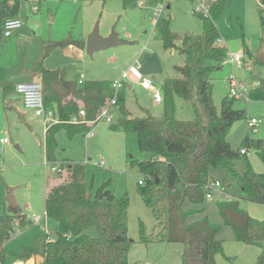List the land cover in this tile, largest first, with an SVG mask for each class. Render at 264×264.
<instances>
[{
  "label": "rangeland",
  "instance_id": "obj_1",
  "mask_svg": "<svg viewBox=\"0 0 264 264\" xmlns=\"http://www.w3.org/2000/svg\"><path fill=\"white\" fill-rule=\"evenodd\" d=\"M168 6L158 15L152 5L135 4L133 0H20L17 16L22 26L12 31L11 36H2L0 41V83L40 81L38 74L32 73L31 69L41 61L50 69L63 68L65 79L75 81L79 86L80 74H83L85 81H112L124 71L131 76L136 75L130 69L139 65L140 78H151L161 94L163 80L180 76L177 66L184 64V56L176 48L180 45L179 41L168 48L162 45V18H169L170 29L177 34L198 35L202 32L201 21L193 12L196 6L194 0H170ZM96 22L101 36L108 35L114 29L119 38L132 44L98 50L88 55L85 41ZM215 25L221 44L228 53H243L238 67L226 59L210 75L212 97L218 109L228 94V78L232 73L238 81L248 86L253 84L251 73L264 76V68L254 65L242 51L244 44L253 54L260 46L261 23L256 0H226ZM67 41L83 42L84 46H66ZM129 78L124 79V83L131 88L126 86L123 90L125 105L131 116L140 118L148 113L160 117L163 101L156 103L150 90L143 88L136 79ZM7 98L4 101L0 87V138L8 139V142L0 143V211L7 204V197L12 195L20 213L42 216L38 224L30 223L26 216L17 222L14 235L5 244L10 257L30 246L40 250L44 242L54 238L58 224L46 216L44 202L47 190L62 183L66 172H61L63 177H60L51 170V166L59 167L63 162V170L72 162L84 166L85 183L91 196L98 186L109 181L117 199L127 197V234L133 241L128 251L129 264H181V245L160 240L149 243L138 241L140 226L147 233L156 234L159 230L137 190L138 181L143 176L135 166L130 165L131 160L148 159L149 153L139 149L134 131L122 128L112 130L117 114L112 115L110 123L102 120L90 132L76 133L71 138L64 129H60L55 134V162L51 164L46 162L44 153L46 124L32 110L21 105L18 94L11 91ZM9 100L14 103L12 108L7 106ZM234 106L244 109L245 116L235 121L226 134L231 147L237 148L246 135L264 137V100H237ZM174 115L179 120H191L194 116L191 103L175 98ZM248 118L261 121L256 132L247 127ZM246 156L256 171L264 172V164L253 150L247 151ZM100 159L103 165H96L95 162ZM211 170L222 174L223 169L217 167ZM236 187L232 182L229 193L236 191ZM221 200L219 194H213L212 200H205L202 212L210 222L221 225L219 237L224 240L227 254H233V233L222 224L216 210V201ZM246 202L239 201V207L251 214H258V210L251 207L259 206H250ZM84 234L96 237L97 230L89 227ZM35 255L32 253L30 256L33 264ZM219 261L222 260L219 258ZM8 263L19 262L9 260Z\"/></svg>",
  "mask_w": 264,
  "mask_h": 264
},
{
  "label": "trees",
  "instance_id": "obj_2",
  "mask_svg": "<svg viewBox=\"0 0 264 264\" xmlns=\"http://www.w3.org/2000/svg\"><path fill=\"white\" fill-rule=\"evenodd\" d=\"M144 1L153 5L158 0ZM225 2L212 0L207 16L193 10L202 25L198 35L177 34L170 29L169 18H162V45L168 48L179 41L176 48L184 56V64L177 66L180 76L165 78L160 86L163 101L160 117L148 113L145 117H132L125 105L123 90L128 85L115 94L107 80L83 81L79 86L65 79L63 68L50 69L41 61L31 69L42 84L45 109L52 110L58 118V122L45 130V159L51 164L55 162V134L64 129L71 138L76 133L87 132L114 97L112 107L117 120L112 130L134 131L139 149L149 153L148 159L131 160L130 165L143 176L137 190L159 230L156 234L147 233L140 226L138 241L160 240L181 245V264H215V256L222 253V244L215 237L221 225L209 222L206 216L189 222L188 216L196 210L183 208L184 202L203 204L210 168L220 167L233 178L244 200L264 205V172L256 171L246 154L239 151L241 148L253 150L264 164V137L246 135L233 149L226 134L235 121L244 118L245 110L236 108L237 100L228 95L217 109L212 97L210 75L228 58L227 48L221 40L218 43L220 34L215 25ZM256 2L261 23L260 46L253 54L244 44L242 51L254 65L264 68V0ZM19 6L20 0H0V41L4 22L17 17ZM64 45L81 48L84 43L67 41ZM250 79L257 85L250 88L248 99L264 100V76L251 73ZM15 84L0 83L4 101L14 91ZM177 97L191 103L194 113L191 120L175 117ZM80 109L84 110V121L72 122L73 117L79 120ZM61 163V171L56 173L63 177ZM63 170L64 181L47 190L44 202L46 216L58 224L54 238L44 242L40 250L30 246L11 257L26 259L34 253L43 258L39 264H129L128 251L133 241L127 234V197L117 199L109 181L98 186L91 196L82 164L69 163ZM216 209L222 224L231 228L236 241L247 245L264 241V218L250 216L236 200L216 201ZM25 216L17 206L11 208L4 204L0 211V264H9L5 244L14 235L17 222ZM89 227L96 228V237L84 234ZM254 264H264V247Z\"/></svg>",
  "mask_w": 264,
  "mask_h": 264
},
{
  "label": "built area",
  "instance_id": "obj_3",
  "mask_svg": "<svg viewBox=\"0 0 264 264\" xmlns=\"http://www.w3.org/2000/svg\"><path fill=\"white\" fill-rule=\"evenodd\" d=\"M137 4L139 5H147L144 0H136ZM170 0H158L155 4L152 5L153 9H155V13H158V15L167 8L168 2ZM196 2V6H194V12L201 13L203 16L208 15V9H209V3L212 0H194ZM33 9H36L35 7ZM154 13V14H155ZM22 26V21L17 17L7 19L3 24V36L8 37L12 34V31H14L17 28H20ZM220 39L218 40V42ZM229 61L237 65V67L240 65V62L243 58V53L241 51L238 52H232L228 53ZM135 73H138V70L140 68L139 65L134 66ZM129 74L124 71L119 78L114 79L110 82V87L113 89L114 93L116 94L117 91H119L124 85V79H128ZM131 80V78H129ZM138 83L145 89H148L151 91L152 98L155 102L160 103L162 101V96L159 93V91L154 87V81L151 78H136ZM84 81L83 74L80 75L78 79V84H82ZM257 85V82H253L252 86H248L247 84L240 82L235 77L234 73L230 75L228 78V96L231 98H234L236 100H244L248 101V92L251 87ZM14 92L18 94L21 98L22 105L25 109H30L33 111L34 115L39 116L42 118L43 122L46 124V127L53 125L54 123L58 122L57 116L54 115L53 111L50 109H45L43 104V94H42V84L40 81H19L14 86ZM115 104L114 97L111 99L110 104L103 108L98 116L97 121L105 120L107 122L111 121L112 118V112L113 109L112 106ZM84 110H79V120H77L76 117L72 118V122H82L84 121ZM261 123L260 120L256 118H248L247 119V127L252 131L256 132L259 124ZM8 142V139L6 137L0 138V143H6ZM240 153L246 154L247 151L244 148H241ZM96 165H103V160L100 159L95 162ZM51 170L55 172L61 171L60 167L53 165L51 166ZM139 184H141V180L138 181ZM221 185L219 180H210L208 181L205 186V198L211 199L212 198V191L214 189L219 188ZM41 215L38 214H32L31 216H26L27 220H29L31 223L38 224L41 220ZM264 247V241L261 243Z\"/></svg>",
  "mask_w": 264,
  "mask_h": 264
},
{
  "label": "crops",
  "instance_id": "obj_4",
  "mask_svg": "<svg viewBox=\"0 0 264 264\" xmlns=\"http://www.w3.org/2000/svg\"><path fill=\"white\" fill-rule=\"evenodd\" d=\"M11 36V35H10ZM9 37V36H8ZM135 66V65H134ZM134 66H132V68L130 70H132L133 72H135L134 70ZM140 69V68H139ZM139 71V70H138ZM123 73V72H122ZM128 73V72H127ZM129 76L130 73H128ZM81 75V74H80ZM139 76V73H136V75H132L130 78L131 80H135L136 78H138ZM80 77V76H79ZM85 81V80H84ZM111 82V81H110ZM128 85V88H131V86L129 84ZM14 92V91H13ZM13 102V101H12ZM10 102L9 100V108H12L14 105V103ZM20 102H21V105H22V101H21V98H20ZM157 103V102H156ZM11 106V107H10ZM23 106V105H22ZM114 109L111 110V112L114 114H117L116 112H113ZM115 111V110H114ZM114 117V116H113ZM117 117V115H116ZM102 121V120H100ZM100 121H97L96 123H94V125L85 133H88L90 132L94 126L96 124H98V122ZM105 121V120H104ZM83 122V121H82ZM107 122V121H106ZM111 122V121H110ZM108 122V123H110ZM47 128V127H46ZM82 133V132H81ZM84 133V134H85ZM229 142V141H228ZM234 149V148H233ZM236 149V148H235ZM247 154V153H246ZM70 162V161H69ZM72 163V162H70ZM64 171V170H62ZM260 172V171H259ZM221 177V178H220ZM210 180H219L221 185L219 188L217 189H214L212 191V198L211 199H208V200H212L213 199V194H219L221 197H222V200H236L237 203L239 201L241 202H246L244 199H243V196H242V192L241 190L239 189V187L237 186V190L236 191H233V193H229L228 191V188L229 186L232 185V182L233 184H235L233 178L229 177L226 172L224 170H222V174H217L215 172H213L212 170L210 171L209 169V181ZM233 180V181H232ZM232 181V182H231ZM207 198H205L206 200ZM221 200V201H222ZM205 202V201H204ZM204 202L203 204H199V205H192L188 202H184L183 203V208L184 209H194L196 210L193 214H191L190 216H188V218L190 219L189 222H192V221H195L197 220L198 218L202 217V216H206V214L202 211H204ZM247 203V202H246ZM250 206L251 205H255V206H259L258 208L257 207H251L253 208L255 211L258 210V214L254 215V214H251L250 212H247L250 216L254 217V218H257V219H263L264 218V205H261V204H256V203H253V202H249L248 203ZM238 206H239V203H238ZM242 209V208H241ZM217 210V209H216ZM200 211V212H199ZM218 214V212H217ZM219 216V214H218ZM207 217V216H206ZM220 218V216H219ZM208 219V218H207ZM209 220V219H208ZM221 220V218H220ZM210 222V221H209ZM222 222V220H221ZM212 223V222H211ZM229 228V227H228ZM231 229V228H230ZM221 231V228L220 230L218 231V233L215 235L216 239L219 240L222 244V253H219L215 256V264H219V262H226L227 264L230 263V264H254L256 259H257V256L260 254V252L262 251L263 249V245L262 244H254V245H247V244H244L242 242H239V241H236L235 240V237H234V234H233V243H231L232 247L235 248V252L233 254H227L226 252V248L223 244V241L220 237H219V232ZM232 231V230H231ZM233 233V231H232ZM222 260V261H219L218 260ZM13 261L14 263L16 262H19L18 264H33L32 261H31V258L30 256L27 257L26 259H14L10 256H8V261ZM224 260V261H223ZM35 264V263H34Z\"/></svg>",
  "mask_w": 264,
  "mask_h": 264
},
{
  "label": "water",
  "instance_id": "obj_5",
  "mask_svg": "<svg viewBox=\"0 0 264 264\" xmlns=\"http://www.w3.org/2000/svg\"><path fill=\"white\" fill-rule=\"evenodd\" d=\"M126 44H132V42L119 38L114 29H112L108 35L101 36L99 34V24L98 22H96L94 27L86 37L85 51L88 55H92L98 50H103ZM6 200L7 205H9L11 208L16 207L15 199L12 195H9ZM42 261L43 258L40 255L36 254L34 256L35 264H39Z\"/></svg>",
  "mask_w": 264,
  "mask_h": 264
}]
</instances>
